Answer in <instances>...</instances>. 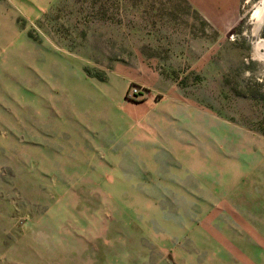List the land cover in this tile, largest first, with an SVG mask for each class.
I'll return each instance as SVG.
<instances>
[{"label":"rangeland","instance_id":"rangeland-1","mask_svg":"<svg viewBox=\"0 0 264 264\" xmlns=\"http://www.w3.org/2000/svg\"><path fill=\"white\" fill-rule=\"evenodd\" d=\"M44 2L0 0V264H264L263 1Z\"/></svg>","mask_w":264,"mask_h":264},{"label":"bare ground","instance_id":"bare-ground-1","mask_svg":"<svg viewBox=\"0 0 264 264\" xmlns=\"http://www.w3.org/2000/svg\"><path fill=\"white\" fill-rule=\"evenodd\" d=\"M262 1H263L262 6L260 7V9L258 11L259 18L261 16L260 20H264V0H262ZM257 49H258V51H259V49L264 50V40L259 42Z\"/></svg>","mask_w":264,"mask_h":264},{"label":"crops","instance_id":"crops-1","mask_svg":"<svg viewBox=\"0 0 264 264\" xmlns=\"http://www.w3.org/2000/svg\"><path fill=\"white\" fill-rule=\"evenodd\" d=\"M44 1H45L44 3L48 2L46 7H48V6L51 7V6H53L54 2L57 0H51V1L50 0H44ZM39 11L42 14V13H46L47 9L39 8Z\"/></svg>","mask_w":264,"mask_h":264},{"label":"trees","instance_id":"trees-1","mask_svg":"<svg viewBox=\"0 0 264 264\" xmlns=\"http://www.w3.org/2000/svg\"><path fill=\"white\" fill-rule=\"evenodd\" d=\"M259 130L264 133V116L259 122Z\"/></svg>","mask_w":264,"mask_h":264},{"label":"built area","instance_id":"built-area-1","mask_svg":"<svg viewBox=\"0 0 264 264\" xmlns=\"http://www.w3.org/2000/svg\"><path fill=\"white\" fill-rule=\"evenodd\" d=\"M133 93H137L138 92V90L137 89H133V91H132Z\"/></svg>","mask_w":264,"mask_h":264}]
</instances>
